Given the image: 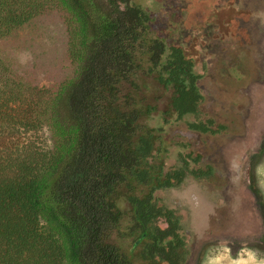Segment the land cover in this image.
Instances as JSON below:
<instances>
[{"label": "trees", "instance_id": "16d2710c", "mask_svg": "<svg viewBox=\"0 0 264 264\" xmlns=\"http://www.w3.org/2000/svg\"><path fill=\"white\" fill-rule=\"evenodd\" d=\"M55 1L70 17L75 77L49 100L0 59V264H187L183 217L164 196L215 167L191 151L166 169V126L224 129L202 110L196 57L154 39L150 12L134 0ZM43 8L0 0V42ZM150 83L170 96L163 126H151ZM47 124L49 152L36 137Z\"/></svg>", "mask_w": 264, "mask_h": 264}, {"label": "rangeland", "instance_id": "374dc122", "mask_svg": "<svg viewBox=\"0 0 264 264\" xmlns=\"http://www.w3.org/2000/svg\"><path fill=\"white\" fill-rule=\"evenodd\" d=\"M35 1L45 9L0 42V59L12 80L44 89L50 100L76 75L72 29L55 0ZM134 1L150 12L154 39L196 57L195 74L206 93L202 110L224 126L216 135L190 129L187 119L166 126V169L191 151L215 167L203 182L189 179L164 196L183 217L192 253L187 264H264V0H208L203 8L199 0ZM143 96L157 112L151 126H163L169 94L150 83ZM36 137L43 150H53L48 124Z\"/></svg>", "mask_w": 264, "mask_h": 264}, {"label": "flooded vegetation", "instance_id": "af4514ba", "mask_svg": "<svg viewBox=\"0 0 264 264\" xmlns=\"http://www.w3.org/2000/svg\"><path fill=\"white\" fill-rule=\"evenodd\" d=\"M200 2H201V5H202L201 7L203 8V6L208 2V0H199V3H200ZM230 2H234V1H233V0H221L219 3L222 4V5H224L225 3H230ZM226 7H227V5L224 6L223 9H224V10H227V11H230V10L226 9ZM199 8H200V7H199ZM214 9H215V10H213L214 12H218V10H219V9H217V8H214ZM234 11H235L236 13L239 14V13H241V12L244 13L245 10H243V9H240V10H239V8L234 7V10H232V12H234ZM204 15H206V17H207V11H206V13H205ZM214 15H215V14L211 13V14H210V17H211V18H215ZM206 17H205V18H206ZM202 22L204 23V21H202ZM208 25H209V24H207V27H208ZM199 28H200V32H202V34H205V29L203 28V26L201 25V26H199ZM239 29H241V28H239ZM241 30H242V31H241ZM241 30H240V33H243V34H244V33H247V31L245 30V28H242ZM239 37H240V36H239ZM197 38H198V37H197ZM198 39H199V38H198Z\"/></svg>", "mask_w": 264, "mask_h": 264}]
</instances>
